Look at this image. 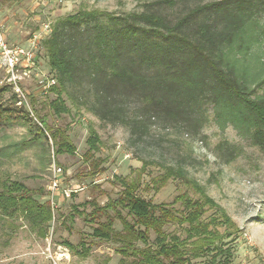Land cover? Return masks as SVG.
I'll list each match as a JSON object with an SVG mask.
<instances>
[{
  "label": "trees",
  "instance_id": "trees-1",
  "mask_svg": "<svg viewBox=\"0 0 264 264\" xmlns=\"http://www.w3.org/2000/svg\"><path fill=\"white\" fill-rule=\"evenodd\" d=\"M177 5V0H156L141 13L115 16L81 10L57 19L44 41L54 81L48 92L56 96L50 108L57 116L70 114V102L105 124L126 128L132 138L142 139L151 119H186L195 112L194 103L209 97L221 127L231 124L264 153V93L258 92L264 78L248 85L257 79H246L256 59L244 63L253 39L249 31L256 16L264 15V0L184 4L178 14L165 13V8L174 10ZM36 119L39 133L52 140L57 155L76 153L68 128H52L38 112ZM87 144L84 177L94 179L106 172V160L96 158L101 139L93 127H89ZM145 170L144 162L134 177L117 178L122 190L104 206L96 199L88 202L93 206L86 216L92 238L116 244L120 264H196L208 258L215 264L221 255L229 254L224 241L240 230L205 188L190 179L185 169L172 166L142 187ZM171 180L187 191L170 204H154L139 195L142 188L158 193ZM43 197L42 189L22 182H0V217L22 218L45 239L53 211L47 201L39 200ZM171 227L175 230L169 231ZM64 243L87 256L85 243L83 252Z\"/></svg>",
  "mask_w": 264,
  "mask_h": 264
},
{
  "label": "rangeland",
  "instance_id": "rangeland-1",
  "mask_svg": "<svg viewBox=\"0 0 264 264\" xmlns=\"http://www.w3.org/2000/svg\"><path fill=\"white\" fill-rule=\"evenodd\" d=\"M155 1L0 0V20L7 41L32 53L31 60L21 61L15 79L0 69V182L18 181L30 188L42 189L46 197L39 200L47 201L54 209V219L45 239L38 237L22 218L0 217V264H42L48 236H52V248L58 255L64 253L58 247L68 249L70 264H120L116 244L92 238V226L86 216L93 206L88 202L96 199L104 206L116 199L122 190L117 178L134 177L144 162L142 187L162 175L166 166L182 167L236 223L240 233L224 241L229 254L221 255L215 264H264V153L249 137H241L231 124L221 127L209 97L194 103L195 112L186 119H151L148 133L142 139L132 138L126 128L105 124L85 108L77 109L70 102H67L70 114L57 116L50 108L56 96L48 92L54 81L44 41L51 34V25L81 10H99L115 16L141 13ZM177 1L176 8H165V13L178 14L184 10V4L190 7L220 0ZM255 22L249 31L253 39L244 61L250 63L256 59V65L246 75V79L257 78L255 82H247L251 86L264 78V15H257ZM35 35L39 38L36 43ZM235 51L239 52L238 47ZM258 92L264 93V85ZM135 105L131 104L132 109ZM5 111L7 116H3ZM36 112L45 116L52 128H68L76 147L74 155L55 153L52 140L37 129L40 123ZM89 127L101 139L96 158L106 160L103 165L106 172L94 179L84 177L88 164L83 156L89 148ZM54 165L62 169L63 183L52 204L48 188ZM94 185L100 189H94ZM65 190L73 192L70 198L62 197ZM186 191L180 182L171 180L158 193L142 188L139 195L154 204H170ZM115 227L118 231L122 229L119 222ZM173 230L174 227L169 229ZM178 233L186 237L183 232ZM64 242L76 246L79 252H83L81 245L85 243L87 256L72 251ZM196 264L212 263L208 258L197 260Z\"/></svg>",
  "mask_w": 264,
  "mask_h": 264
},
{
  "label": "built area",
  "instance_id": "built-area-1",
  "mask_svg": "<svg viewBox=\"0 0 264 264\" xmlns=\"http://www.w3.org/2000/svg\"><path fill=\"white\" fill-rule=\"evenodd\" d=\"M1 14V11H0ZM39 40L38 36H34L33 41L36 43ZM32 53L25 52L22 48L18 46H14L7 41L5 30L3 24L0 20V69L4 70L8 74L11 75V79H15L16 69L21 66V61L26 58L27 60H31ZM31 57V58H30ZM63 172L62 169L54 165L52 178L50 179L49 192L51 196V203L54 204V197L57 196L60 190V187L63 183ZM74 192H77L76 190ZM73 192L69 190H65L63 192V198H70ZM51 209L54 213V209L51 206ZM54 219V215H53ZM47 246L45 250L42 252L43 262L42 264H70V254L67 248H62L63 254L58 255L52 248V236H48ZM59 251V250H58Z\"/></svg>",
  "mask_w": 264,
  "mask_h": 264
}]
</instances>
